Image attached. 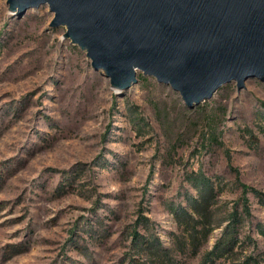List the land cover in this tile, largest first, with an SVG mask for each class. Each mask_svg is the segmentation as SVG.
<instances>
[{
	"label": "rangeland",
	"instance_id": "374dc122",
	"mask_svg": "<svg viewBox=\"0 0 264 264\" xmlns=\"http://www.w3.org/2000/svg\"><path fill=\"white\" fill-rule=\"evenodd\" d=\"M54 15L0 0V264H156L135 227L159 240L160 264H201L243 196L238 242L209 264H264V78L190 107L138 70L121 94ZM199 173L206 216L192 210Z\"/></svg>",
	"mask_w": 264,
	"mask_h": 264
},
{
	"label": "water",
	"instance_id": "95a60500",
	"mask_svg": "<svg viewBox=\"0 0 264 264\" xmlns=\"http://www.w3.org/2000/svg\"><path fill=\"white\" fill-rule=\"evenodd\" d=\"M45 3L121 94L138 70L190 107L233 79L264 78V0H8L19 15Z\"/></svg>",
	"mask_w": 264,
	"mask_h": 264
},
{
	"label": "trees",
	"instance_id": "16d2710c",
	"mask_svg": "<svg viewBox=\"0 0 264 264\" xmlns=\"http://www.w3.org/2000/svg\"><path fill=\"white\" fill-rule=\"evenodd\" d=\"M140 76L143 77L142 74H140ZM194 177V182L195 183H202L200 186V190H199V197L200 200L198 199H192V210H194L195 213H198L201 216H206L204 214L208 203L210 202V198L214 195L213 194V183L211 182V180L209 178H207L204 175H201V173H199L198 175L193 176ZM246 189H244V192H247V187H245ZM250 190H253L252 188H249ZM259 196L262 197L261 193H258ZM263 198V197H262ZM246 198L243 196L242 197V202H243V207L244 210L243 211H239L238 208H235L229 215V220H230V225L227 227L224 235L222 236V238L219 239V241L217 242L216 246L214 249L208 251L205 255L204 258L202 260L201 264H209V262L214 261L215 258L220 257L226 253H230L234 250L235 245L238 242V236H237V231L239 230V227L243 221V219L245 217H248L249 215H251L250 213V209H249V204L248 202H246ZM174 211V213H178V210L172 209ZM146 217H144L141 213L140 218L137 220V225L139 223H141V220L145 219ZM180 218V217H178ZM181 219V218H180ZM185 220L183 221L185 224H187V226H189V229H191V236H196L197 233V229L196 226L192 224L191 221L194 220L193 217L191 216H187L184 218ZM182 221V220H181ZM260 230L264 233V228H260ZM131 234L134 236V240H133V248H138V250H142V251H147L150 252L152 254V262H156V264L161 263V257L163 255H167L166 252L160 253V256L158 255V251H160L161 249V245L159 243H157L159 240L157 239V241L150 239L148 237H145L143 235H141L138 231L137 228L135 227L134 229H132ZM131 260L133 261L134 259L131 257ZM134 263V262H133ZM241 264H258L257 262V258L253 257V256H248L244 261H242Z\"/></svg>",
	"mask_w": 264,
	"mask_h": 264
},
{
	"label": "bare ground",
	"instance_id": "6f19581e",
	"mask_svg": "<svg viewBox=\"0 0 264 264\" xmlns=\"http://www.w3.org/2000/svg\"><path fill=\"white\" fill-rule=\"evenodd\" d=\"M115 90H117V88H115Z\"/></svg>",
	"mask_w": 264,
	"mask_h": 264
}]
</instances>
